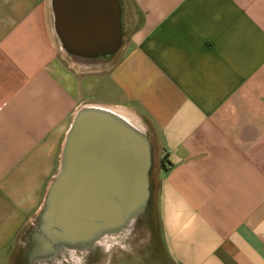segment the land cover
<instances>
[{
  "label": "crops",
  "instance_id": "0c3cea01",
  "mask_svg": "<svg viewBox=\"0 0 264 264\" xmlns=\"http://www.w3.org/2000/svg\"><path fill=\"white\" fill-rule=\"evenodd\" d=\"M120 3L121 45L85 61L58 46L51 0H0V264H18L90 103L131 113L153 148L142 251L111 264H264V0Z\"/></svg>",
  "mask_w": 264,
  "mask_h": 264
},
{
  "label": "water",
  "instance_id": "95a60500",
  "mask_svg": "<svg viewBox=\"0 0 264 264\" xmlns=\"http://www.w3.org/2000/svg\"><path fill=\"white\" fill-rule=\"evenodd\" d=\"M51 8L60 48L71 58H106L121 45L120 0H51ZM152 164V143L140 122L118 108L81 105L24 236V264L93 251L108 235L142 220L150 206Z\"/></svg>",
  "mask_w": 264,
  "mask_h": 264
},
{
  "label": "rangeland",
  "instance_id": "374dc122",
  "mask_svg": "<svg viewBox=\"0 0 264 264\" xmlns=\"http://www.w3.org/2000/svg\"><path fill=\"white\" fill-rule=\"evenodd\" d=\"M57 44L60 47L59 42H57ZM62 52L64 51L62 50ZM27 231L28 230H26L22 235H20V239L23 244H21V246L17 250L18 264H24V251L26 248L24 236ZM144 234H145V228L143 226V222L141 220H137L131 226L130 231L128 233L123 232V233L108 235L106 237V240L108 243L111 244L110 248L108 249H103L102 247H100V245L96 244V251L94 254L75 252L74 255L71 256L69 253L66 252L62 256L63 258L60 256L58 257V259L48 261L46 263L37 262L36 264H111V262L115 261L117 257H121V258L128 257L130 254L129 252H127V248L136 239L139 241V253H141L142 251L141 246H142V241L144 239Z\"/></svg>",
  "mask_w": 264,
  "mask_h": 264
},
{
  "label": "bare ground",
  "instance_id": "6f19581e",
  "mask_svg": "<svg viewBox=\"0 0 264 264\" xmlns=\"http://www.w3.org/2000/svg\"><path fill=\"white\" fill-rule=\"evenodd\" d=\"M126 113V112H125ZM129 114H131V113H129ZM116 243V242H115ZM98 245H100V247H102L103 249H108V248H110V243H108L107 242V240H106V238L105 239H103L102 241H99L98 243H97ZM70 255L71 256H73L74 255V253H70ZM76 255V254H75ZM81 257V256H80ZM72 259V258H71ZM63 260V259H62ZM66 261V260H65ZM79 261V260H78Z\"/></svg>",
  "mask_w": 264,
  "mask_h": 264
},
{
  "label": "flooded vegetation",
  "instance_id": "af4514ba",
  "mask_svg": "<svg viewBox=\"0 0 264 264\" xmlns=\"http://www.w3.org/2000/svg\"><path fill=\"white\" fill-rule=\"evenodd\" d=\"M95 251H96V245H95V248H94V250L93 251H85L84 253H90V254H94L95 253Z\"/></svg>",
  "mask_w": 264,
  "mask_h": 264
}]
</instances>
